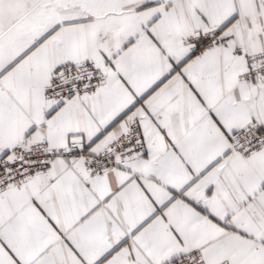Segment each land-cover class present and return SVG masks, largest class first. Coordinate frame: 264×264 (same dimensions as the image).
Segmentation results:
<instances>
[{
	"label": "snow or ice",
	"instance_id": "obj_1",
	"mask_svg": "<svg viewBox=\"0 0 264 264\" xmlns=\"http://www.w3.org/2000/svg\"><path fill=\"white\" fill-rule=\"evenodd\" d=\"M0 264H264V0H0Z\"/></svg>",
	"mask_w": 264,
	"mask_h": 264
}]
</instances>
